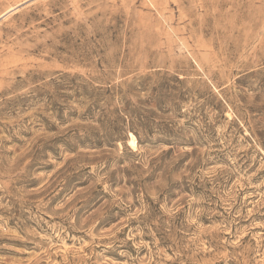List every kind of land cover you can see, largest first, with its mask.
<instances>
[{
    "label": "rangeland",
    "instance_id": "1",
    "mask_svg": "<svg viewBox=\"0 0 264 264\" xmlns=\"http://www.w3.org/2000/svg\"><path fill=\"white\" fill-rule=\"evenodd\" d=\"M0 264H264V0H0Z\"/></svg>",
    "mask_w": 264,
    "mask_h": 264
},
{
    "label": "bare ground",
    "instance_id": "2",
    "mask_svg": "<svg viewBox=\"0 0 264 264\" xmlns=\"http://www.w3.org/2000/svg\"><path fill=\"white\" fill-rule=\"evenodd\" d=\"M129 145L132 147H136L137 141H136V137L134 135H131Z\"/></svg>",
    "mask_w": 264,
    "mask_h": 264
}]
</instances>
